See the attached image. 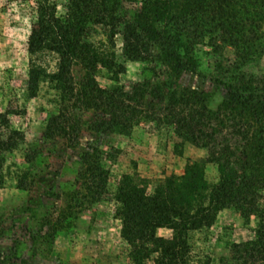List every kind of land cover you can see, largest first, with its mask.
I'll list each match as a JSON object with an SVG mask.
<instances>
[{
    "label": "trees",
    "instance_id": "16d2710c",
    "mask_svg": "<svg viewBox=\"0 0 264 264\" xmlns=\"http://www.w3.org/2000/svg\"><path fill=\"white\" fill-rule=\"evenodd\" d=\"M117 37L125 59L147 65L131 92L120 83L126 67L118 62ZM207 38L214 41L208 80L218 92L181 82L185 75H201L196 47ZM27 45L28 95L36 97L42 83L57 92V112L48 119L45 139L78 149L88 112L101 114L88 124L97 136L130 135L150 119L181 139L180 146L190 142L207 149V163L217 166L213 185L206 164L191 160L183 174L158 181L152 191L146 179L121 178L115 216L133 264H189V234L212 227L224 210L234 211L245 225L254 219L255 235L231 243L228 256L203 264H264V70L254 71L264 56V0H69L65 16L58 15L52 0H39ZM43 53L56 55L54 71L38 62ZM75 67L83 71L78 82ZM102 68L113 81L110 88L99 84ZM147 99L162 110L150 113ZM6 117L0 116L7 130L0 135V170L5 155L24 141ZM104 152L98 142L82 149L76 163L81 190L54 222L41 223L45 233L36 241L52 245L72 229L87 203L105 200L110 172L103 165ZM41 155L39 148L30 150L25 162L32 165ZM31 174L24 172L18 189L29 190ZM160 229L170 230L171 238L159 236ZM17 259L0 251V264H21Z\"/></svg>",
    "mask_w": 264,
    "mask_h": 264
},
{
    "label": "rangeland",
    "instance_id": "374dc122",
    "mask_svg": "<svg viewBox=\"0 0 264 264\" xmlns=\"http://www.w3.org/2000/svg\"><path fill=\"white\" fill-rule=\"evenodd\" d=\"M39 0H0V116H7L11 129L24 136L20 147L5 155L0 170V251L21 264H133L128 256V245L121 238V222L115 213L118 206L117 188L124 175L149 181L153 190L158 181L184 172L189 160L206 164L208 182H218L215 164L207 163L208 150L183 142L167 128L158 127L150 119H143L130 135L111 134L97 136L88 128L91 120L100 113L84 114L86 125L78 149L66 148L62 142L45 139L48 119L57 112V92L48 83H42L38 95L31 98L27 92L29 55L28 38L36 25V7ZM59 16H65L69 0H52ZM103 38L102 36H98ZM118 62L126 67L120 83L131 92L145 77L146 66L141 62L128 61L122 54V40L117 37ZM213 40L207 38L196 47L201 60V75H185L181 82L190 88L214 90L209 82L214 60L208 55ZM231 58L229 50L225 52ZM38 62L54 71L57 57L51 53L39 55ZM264 70V56L254 71ZM73 74L78 82L83 71L75 67ZM97 79L102 88H110L107 71L99 70ZM218 92V91H216ZM220 94L212 107L220 101ZM150 113L161 111L162 105L146 100ZM7 130L0 118V135ZM100 144L104 149L103 165L110 172L108 195L98 203H87L86 210L78 216L69 231H63L52 245L35 240L41 233V223L54 222L72 202L76 190L79 155L88 144ZM39 148L42 155L35 163L25 162L28 152ZM29 190L17 188L24 172ZM55 193L51 197V193ZM60 195V197H59ZM46 231L51 229L45 226ZM256 221L245 225L234 211L224 210L218 214L210 228L189 234V264H203L207 258L218 259L229 255L234 242L250 240L255 235ZM158 235L171 238L168 229L158 230ZM152 264V263H149Z\"/></svg>",
    "mask_w": 264,
    "mask_h": 264
}]
</instances>
